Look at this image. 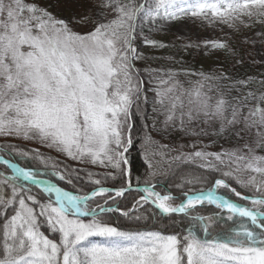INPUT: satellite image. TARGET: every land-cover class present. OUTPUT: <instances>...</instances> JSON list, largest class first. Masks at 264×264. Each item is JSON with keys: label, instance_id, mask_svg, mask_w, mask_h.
I'll use <instances>...</instances> for the list:
<instances>
[{"label": "snow or ice", "instance_id": "6c2138e0", "mask_svg": "<svg viewBox=\"0 0 264 264\" xmlns=\"http://www.w3.org/2000/svg\"><path fill=\"white\" fill-rule=\"evenodd\" d=\"M103 6L111 8L115 18L99 22L91 31L81 34L35 3L0 0V135L38 138L73 159L107 163L127 175L124 165L127 163L125 152L131 144L127 135L129 119L133 96L139 93L133 80L136 71L133 61L140 57L133 42L141 15L146 19H177L186 15L195 17L209 10L224 23L243 22V17L264 22V0L211 3L155 0L154 5L147 0L143 4H136L134 0L127 3L108 0ZM145 43L158 44L148 39ZM214 46L225 47L223 43ZM211 79L219 77H205V80ZM170 82L171 77L160 81L161 85L170 86L157 91L162 97L159 103L163 105L165 98L168 100V121L173 120L179 108L183 124L184 99L176 94V85ZM203 88L199 84L194 92L187 93L189 119L193 118V112L218 117L228 125H242L241 130L253 132L255 139L243 146L246 151L238 149L224 154L196 151L187 158L206 160L212 156L224 164L226 156L228 166L235 165V168L223 173L224 177L241 172L258 174L259 179L251 174L246 180L235 177L238 183L252 186L260 193L257 198L242 197L251 199L254 207L241 206L217 194V188L224 187L241 196L224 178L216 179L206 190L185 193L186 202L179 206L170 203L174 199L171 195H161L152 186L145 187L146 195L140 197L137 205L151 200L164 213H187L206 202L249 218L257 226L255 229L242 224L211 239H201L191 228L183 236L164 235L159 231H124L97 219L99 213L112 209L97 205L98 213L97 209L90 208L89 201L110 192L122 196L126 188L100 187L90 195H74L55 184L38 180L31 169L11 164L14 174L0 181L6 185L11 183V198L0 199V204L12 206L14 210L10 217L5 215L0 225V264H264V220H261L264 218V155L257 154V149L264 150V93L256 104L249 106L250 99H257L251 92L234 98L235 103L223 97L213 103ZM147 139L151 142L150 136ZM152 166L149 162V167ZM202 167L216 166L207 163ZM21 179L43 185V191L54 194L55 200L37 201L28 194L30 189ZM195 179L199 182V178ZM128 183L131 184L130 179ZM89 216L90 220L83 219ZM232 218L228 216L229 220ZM191 219L202 222L203 232L211 235L213 216L197 215ZM44 225L60 234L58 241L41 231ZM94 237H103L105 242H95Z\"/></svg>", "mask_w": 264, "mask_h": 264}, {"label": "trees", "instance_id": "16d2710c", "mask_svg": "<svg viewBox=\"0 0 264 264\" xmlns=\"http://www.w3.org/2000/svg\"><path fill=\"white\" fill-rule=\"evenodd\" d=\"M121 2L127 3L130 0H121ZM134 2L143 4L146 0H134ZM147 3L154 5L155 0H147ZM235 34V38L229 37L225 47H222V70L214 71L215 73L208 72L210 75L207 77H219V79L205 80L204 83L229 103H235L234 98L251 92L257 98L249 100V106H253L257 103L259 96L264 93V61L255 59L253 51L249 50L246 43L237 36L240 33L237 31ZM145 39L157 41L164 46H161L162 49L158 54L142 55L133 61L136 70L133 77L138 84L139 93L135 94L129 119L131 144L127 146V163L124 165L127 175L119 172L109 179L106 185L113 188H124L130 179L134 187L154 186L157 191L163 194L172 193L175 199L182 200L184 193L206 190L214 185L216 179L224 178L231 187L241 193V196H236L224 187L217 188L220 194L243 203L245 202V199H242L244 196L258 197L260 193L254 187L238 183L235 178L239 176L240 179L246 180L250 173H234L233 177H224L223 173L233 171L234 167L220 162L212 163L216 166L215 168L202 167L207 163L193 158L188 159L183 151L178 153L182 148L196 150L219 146V143L227 146L235 142L232 136L226 132L224 134L220 129L208 134L174 124L161 125L157 120V114L161 108L159 103L161 97L157 91L170 86L161 85L160 81L171 77L170 83H175L179 87L197 85L201 77L199 74L203 67V55L214 45L205 41L188 42L180 39H167V37L162 39L136 38L133 44L145 42ZM227 115L230 114L227 113ZM149 136L151 142L147 139ZM13 144L0 142V153L24 168L33 170L37 176L53 180L62 188L79 194H88L99 186L79 171V168L71 163L72 161L67 162V159L52 153H41L39 148L30 145ZM176 157L179 159H175ZM149 162L152 163V167H149ZM3 173L9 174L11 171L0 163V181L6 178ZM251 175H257L259 179L258 174L251 173ZM61 176L64 178L61 179ZM195 178H199V182ZM21 182L30 189L28 194L35 196L37 201L47 203L51 199L35 186L22 180ZM140 194L142 195L139 191H128L123 196L107 200V207L112 210L99 213L97 219L124 231H159L164 235L183 236L191 228L201 239H211L212 236L221 234L230 228H239L242 224L254 229L257 227L248 220L207 203L184 214L164 215L149 203H142V206L137 205L135 202ZM9 198H11V183L7 185L0 183V199ZM103 200L98 197L89 202L94 204V202L99 203ZM33 206L39 210L37 205L33 204ZM125 212L128 215H124ZM12 214H14L12 206L0 204V225L4 223L5 215L10 217ZM197 215L214 217L215 223L210 227L211 235L203 232L202 222L191 219ZM229 215L233 217L231 220L228 219ZM83 219L90 220L91 217H83ZM41 231H44L50 239L59 240L60 234L51 232L47 225H44ZM92 239L99 243L105 242L103 237Z\"/></svg>", "mask_w": 264, "mask_h": 264}, {"label": "rangeland", "instance_id": "374dc122", "mask_svg": "<svg viewBox=\"0 0 264 264\" xmlns=\"http://www.w3.org/2000/svg\"><path fill=\"white\" fill-rule=\"evenodd\" d=\"M26 3H35L41 8L47 9L52 13L54 17L57 19L65 20L69 27L81 34L91 31L94 26L99 22H108L115 18L116 13L112 11L111 8L104 7L103 5L108 2V0H25ZM207 2H215V0H207ZM243 22L240 20H236L234 23H224L221 19L213 16L212 12L206 10V12L202 15L198 16H181L177 19H167V18H144L143 14L141 18L138 19L137 22V30H136V38L142 37H152L154 39H162L163 37H167V39H180L188 42H203L205 41L208 44L215 45L216 43L227 44L228 38H235V33L238 31L240 35H237L241 41L245 42L248 46L249 50H252L254 53L255 59L259 61H264V22H257L255 18L249 19L247 17H243ZM157 45L147 44L145 42L133 44V47L137 50V54L140 56L155 53L158 54L162 47ZM223 48L214 46L210 50L204 53L203 55V67L200 71L199 82L197 85L187 87H179L176 85L177 92L176 94L182 95L184 99V108L183 112L185 113L183 117V124H181L180 120V109L176 110V115L173 120L168 121L167 116L169 114V104L168 100L165 98V102L161 105L160 111L157 114V120L161 123V125H178L186 128H191L196 131H201L204 133H215L216 131L223 130V133H228L230 136L234 138L235 142L230 143L227 146H223V144L219 143V146H211L200 149H189L185 150V148L179 149V154L183 151L186 153L188 157L190 154L195 153L196 151H202L205 153H219L224 154L228 152H233L236 150H244L243 146L248 143H253L255 137L254 133L248 130H241L242 125H228L226 120H222L218 117H208L200 113L196 115L193 112V118L189 119L187 113L189 110V105L187 103L189 97L187 93L194 92L199 84H203L204 88L202 91L208 92V94L213 98V103L221 96L215 94L207 85H205V77L209 76L210 73H215L214 71L222 70L223 64L222 61V52ZM189 72V71H187ZM210 72V73H208ZM134 83L137 84L136 79L133 77ZM138 86V84H137ZM135 95L133 96L134 100ZM161 97V96H160ZM162 97L160 98V100ZM230 119V115H227ZM226 132V133H225ZM129 135V132L127 133ZM0 142H8L9 144L13 143H23L26 145L33 146L35 148H39L38 150L41 153H52L56 156H59L63 159H67V162L73 163L74 166L79 168L83 174L86 175L87 178L92 179L94 181L99 180V188L107 187L106 182H109V179L115 177L118 170L113 169L111 166L100 163H93L90 159H73L68 156L67 153L58 150L56 147H49L47 143L42 142L38 138L26 139L23 136H4L0 135ZM15 145V144H13ZM128 148V147H127ZM178 154V155H179ZM257 154L264 155V150L257 149ZM185 156V157H186ZM126 157V152H125ZM193 159L204 162V163H217L214 157L209 156L206 160L203 158L192 157ZM225 163L228 164V158L224 157ZM235 168V165H232ZM111 174V175H109ZM251 174V173H250ZM255 174V173H253ZM6 177L12 176V174L4 175ZM230 188H233L230 186ZM119 189V188H117ZM229 189V188H228ZM230 190V189H229ZM161 195H171L173 194L166 193L163 194L157 191ZM50 195L49 193H46ZM77 195H82L77 193ZM146 195V193H145ZM143 194L138 197L135 203L140 199ZM103 198L102 202H94V204L89 202L90 208L97 209V205H106L107 200L111 197L110 194H106L104 196H98ZM96 197V198H98ZM251 197V196H249ZM174 198V197H173ZM257 198V197H252ZM54 199V198H53ZM52 200V199H51ZM54 201V200H53ZM181 200L173 199L170 203L173 206H176ZM143 203V202H141ZM236 203L241 204L244 207L253 208L254 206L251 203V199L245 200V202H240L236 200ZM260 207V206H255ZM98 210V209H97ZM264 210V209H262Z\"/></svg>", "mask_w": 264, "mask_h": 264}, {"label": "water", "instance_id": "95a60500", "mask_svg": "<svg viewBox=\"0 0 264 264\" xmlns=\"http://www.w3.org/2000/svg\"><path fill=\"white\" fill-rule=\"evenodd\" d=\"M0 160L1 161H5L6 159L3 157V156H1L0 155ZM7 161H9V160H7ZM11 164H15V163H13V162H11V161H9V163H8V165H10V168L12 169V167H11ZM19 166V165H18ZM12 171L14 172V170L12 169ZM37 179L38 180H41V181H46V182H48V183H51V184H55V183H53L52 181H49V180H47V179H44V178H39V177H37ZM26 182H29V183H31V184H33V185H36V186H38V184H35V183H33L32 181H26ZM56 185V184H55ZM57 186V185H56ZM58 187V186H57ZM145 187L144 186H141V187H139V188H135V187H131V186H129V187H127L126 189V191L125 192H127V191H129V190H136V189H140V190H143ZM111 189V188H110ZM124 192V193H125ZM111 193H115V192H111ZM90 195V194H89ZM186 197V196H185ZM151 202V201H150ZM184 202H186V198L181 202V203H184ZM152 203V202H151ZM180 203V204H181ZM179 204V205H180ZM152 205L153 206H155L158 210H160L159 208H158V206L157 205H155V204H153L152 203ZM178 205V206H179ZM162 213H164L162 210H160ZM177 213H180V212H177ZM164 214H176V213H164ZM237 215H239V214H237ZM243 218H246V217H243ZM249 219V218H248ZM261 219H264V218H261Z\"/></svg>", "mask_w": 264, "mask_h": 264}, {"label": "bare ground", "instance_id": "6f19581e", "mask_svg": "<svg viewBox=\"0 0 264 264\" xmlns=\"http://www.w3.org/2000/svg\"><path fill=\"white\" fill-rule=\"evenodd\" d=\"M39 186H41L43 188V185H39Z\"/></svg>", "mask_w": 264, "mask_h": 264}]
</instances>
